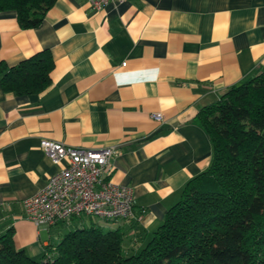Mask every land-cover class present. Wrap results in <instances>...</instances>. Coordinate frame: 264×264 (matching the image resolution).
I'll list each match as a JSON object with an SVG mask.
<instances>
[{"label":"crops","instance_id":"1","mask_svg":"<svg viewBox=\"0 0 264 264\" xmlns=\"http://www.w3.org/2000/svg\"><path fill=\"white\" fill-rule=\"evenodd\" d=\"M43 49L53 58L47 88L18 95L0 82V234L12 227L15 247L37 258L52 243L50 227L94 222L123 230L131 252L211 162L199 110L264 72V0H122L100 9L55 0L32 28L0 11V61L15 65ZM41 139L112 147L109 178L133 188L134 215L40 227L28 219L22 200L64 164L45 155Z\"/></svg>","mask_w":264,"mask_h":264},{"label":"trees","instance_id":"2","mask_svg":"<svg viewBox=\"0 0 264 264\" xmlns=\"http://www.w3.org/2000/svg\"><path fill=\"white\" fill-rule=\"evenodd\" d=\"M55 0H0L21 28L37 26ZM43 49L8 66L5 91L29 94L51 83ZM210 136L209 166L190 178L162 222L131 252L124 231L90 222L68 230L39 257L17 249L13 228L0 234V264H264V72L228 87L197 114Z\"/></svg>","mask_w":264,"mask_h":264},{"label":"built area","instance_id":"3","mask_svg":"<svg viewBox=\"0 0 264 264\" xmlns=\"http://www.w3.org/2000/svg\"><path fill=\"white\" fill-rule=\"evenodd\" d=\"M100 9L110 1L85 0ZM161 119V113H153ZM40 148L53 162L61 165L45 185L22 200L26 217L37 226H52L75 217L103 220L127 219L134 215V192L128 185L109 178L112 147L88 149L41 139Z\"/></svg>","mask_w":264,"mask_h":264},{"label":"rangeland","instance_id":"4","mask_svg":"<svg viewBox=\"0 0 264 264\" xmlns=\"http://www.w3.org/2000/svg\"><path fill=\"white\" fill-rule=\"evenodd\" d=\"M92 219L96 220L97 218L93 217ZM63 226L66 227V225H61L60 224V225H57V226L50 227V229L48 228L49 229V234H50V240H51L52 244H56L57 242H59L60 239L62 238V236L69 230V229H64L65 227H63Z\"/></svg>","mask_w":264,"mask_h":264}]
</instances>
